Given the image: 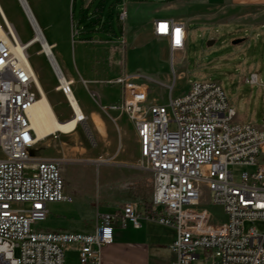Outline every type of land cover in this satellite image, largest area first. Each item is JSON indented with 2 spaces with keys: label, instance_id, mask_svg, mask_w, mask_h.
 <instances>
[{
  "label": "built area",
  "instance_id": "2783aa9c",
  "mask_svg": "<svg viewBox=\"0 0 264 264\" xmlns=\"http://www.w3.org/2000/svg\"><path fill=\"white\" fill-rule=\"evenodd\" d=\"M126 16L123 4L120 19ZM152 25L153 34L166 39L171 57L184 50L183 22L161 17ZM19 42L0 11V264H64L70 244L78 264H101V248L112 242L113 221L140 225L137 205L128 202L116 212L99 214L91 233L34 229L47 218L50 203L65 199V182L60 160L34 153L38 140L30 102H37L41 93L27 61L28 45ZM43 55L50 63L48 54ZM54 75L55 90L69 105L74 82L61 69ZM245 81L259 83L256 73ZM112 83L121 88V103L111 108L121 109L132 122L138 166L152 177L145 217L175 230L169 246L172 264H192L201 252L210 264H264V123L236 120L222 87L213 81L189 82L176 97L171 84L166 103L150 97L148 86L126 73ZM235 166L244 167L237 179ZM204 188L207 201L202 199ZM209 205L218 207L225 220L213 222ZM246 222H260L263 229L245 228Z\"/></svg>",
  "mask_w": 264,
  "mask_h": 264
},
{
  "label": "rangeland",
  "instance_id": "374dc122",
  "mask_svg": "<svg viewBox=\"0 0 264 264\" xmlns=\"http://www.w3.org/2000/svg\"><path fill=\"white\" fill-rule=\"evenodd\" d=\"M27 2L46 41H58L52 48L53 56L58 69L75 77L72 94L79 106L84 112L96 110L100 114V117L93 114L92 118H86L85 125L78 123L72 133L49 135L35 145L36 155L60 160L65 193L72 199L66 204L68 208L52 211L46 221L33 225L34 229L45 231L48 224L56 223L71 232L89 231L94 227L96 209L102 211L106 207L104 171L107 166L104 163H110L113 157L105 153V147L109 151L117 150L119 141L129 153L138 151L130 121L125 117L117 119V129L110 120L117 113L110 112L108 105L119 104L118 87L111 84L116 76L114 69L146 84L150 97L160 103L168 101L171 84L174 85L172 97H176L186 92L189 82H216L235 110L236 120L255 125L264 123V24L259 25L264 23V0ZM123 4L127 12L125 20L120 19ZM0 6L21 42L29 40L34 32L19 1L0 0ZM153 16L186 24L187 43L183 51L171 57L166 39L148 29V21ZM210 38L214 39L213 44L206 45ZM235 38L243 40L233 44ZM27 52L59 120L71 117L66 99L60 91L53 90L54 70L40 45L34 43ZM251 73L257 74L259 83L245 81ZM88 77H95L97 82H89L85 87L86 81L81 78ZM95 91L98 95H91ZM106 120L111 123L112 131L108 126L105 129ZM169 126L174 128L175 124L171 122ZM243 169L242 166L233 168L235 179ZM202 193V199L207 201L205 188ZM209 208L214 213L213 222L225 220L218 207L209 205ZM244 226L263 229L260 222H246ZM64 250L65 264H76L69 245Z\"/></svg>",
  "mask_w": 264,
  "mask_h": 264
},
{
  "label": "crops",
  "instance_id": "0c3cea01",
  "mask_svg": "<svg viewBox=\"0 0 264 264\" xmlns=\"http://www.w3.org/2000/svg\"><path fill=\"white\" fill-rule=\"evenodd\" d=\"M136 3L140 4L141 2ZM152 14L156 15V13ZM154 17L155 16H153L148 21V29L151 32L153 28L152 20L154 19ZM161 17L162 16H160L159 18ZM263 24L264 23H260L259 25L262 27ZM81 42L89 43L90 41L83 40ZM49 43L55 45L58 43V41L54 39ZM179 52L181 51H178L176 53ZM113 71L116 73L115 77H117L121 73H125L123 71L118 70V68L114 69ZM65 76L71 78L73 82L75 81V77L73 75L67 74ZM114 78H112V80ZM81 79H83L84 82L86 81L84 83L85 87H87V84L89 82H97L95 77ZM111 84H115L118 87V99L120 104L121 88L116 83ZM55 86L53 87V90H55ZM119 104L108 105L110 107V112L117 113V115L114 117H111L109 115L110 120L115 124L117 129L119 128V126L115 123L117 119L125 117L130 121L124 111L118 108H111V106H118ZM83 114L84 121L86 118H92L91 116L93 114L99 115L100 117V114L96 110H90L88 112L83 111ZM130 123L132 124L131 121ZM83 124L85 123L83 122ZM103 125L105 129L106 126H108V128L112 131L111 123L109 121L106 120V122H103ZM136 140L138 143V151L135 153H129L125 148H123L121 142L119 141L116 142L117 144H119V148H117V150L109 151L107 147H105V153L112 156L113 161H111L110 163H104V165L107 166V169L104 171L106 179L104 183V191L106 192V197L104 198V200L106 207L102 211L96 209L97 216L94 221V225L99 214L116 212L121 208L124 203L128 202L137 205V211L140 214V225L138 227H135L129 220L121 221L120 219H115L113 221L112 242L103 245L101 248V264H172L174 256L169 246L175 238L174 228L171 226L157 223L156 221L147 219L145 217L147 211L150 208L149 201L152 193V177L149 171L142 169L138 166L137 159H140V149L137 134ZM65 195L67 196V198H65L66 200L50 203L48 205L49 212L47 218L44 221L49 218L52 211H56L57 209L68 208V205L66 204H69L72 198L70 197V194L68 195L65 193ZM93 230L94 227L87 232H71L64 230L59 224L52 223L48 224L46 226V230L41 232L91 233ZM69 248L70 251L75 255L76 264H78L77 251L74 249L75 245L70 244ZM209 258L210 257L207 255V253L201 252L199 258L195 260L192 264H210L211 260Z\"/></svg>",
  "mask_w": 264,
  "mask_h": 264
},
{
  "label": "bare ground",
  "instance_id": "6f19581e",
  "mask_svg": "<svg viewBox=\"0 0 264 264\" xmlns=\"http://www.w3.org/2000/svg\"><path fill=\"white\" fill-rule=\"evenodd\" d=\"M20 2L22 4L21 7H23L24 14L28 16V21L34 32L33 36L26 42H23V44L28 45L27 48H29L34 43H38L41 47V51L45 54H48L49 58L54 61V65L57 70L59 68L57 61L55 60V57L53 55L51 56V54H53L52 44L46 41L42 30L37 22L36 16L33 13L27 0H20ZM0 11L4 16L6 22L8 23L10 29L12 30L18 45H21L19 42L20 38L18 39L19 36L17 37V33H15L12 24L5 16L1 6ZM27 61L29 62L28 59ZM34 77L41 93V96L37 100V102H30L29 117L31 121V126L36 135V139L40 141L42 139H45L49 135H53L54 137H56L58 134H69L75 131L78 127V123H83L84 114L78 102L74 98L73 94L71 92H68L69 105L72 109L73 115L67 119L59 120L35 72ZM65 198H67V196Z\"/></svg>",
  "mask_w": 264,
  "mask_h": 264
},
{
  "label": "water",
  "instance_id": "95a60500",
  "mask_svg": "<svg viewBox=\"0 0 264 264\" xmlns=\"http://www.w3.org/2000/svg\"><path fill=\"white\" fill-rule=\"evenodd\" d=\"M18 1H19V4H21L20 0H18ZM21 6H22V4H21ZM22 9H23V7H22ZM25 16L27 17V20H28L29 19L28 16L27 15H25ZM242 40H243V38H235V39L232 40V43L233 44H237V43H239ZM213 42H214V39L210 38V39L207 40L206 45H212ZM49 61H50V65L53 68V70H56L55 65H54V61L52 59H49Z\"/></svg>",
  "mask_w": 264,
  "mask_h": 264
},
{
  "label": "trees",
  "instance_id": "16d2710c",
  "mask_svg": "<svg viewBox=\"0 0 264 264\" xmlns=\"http://www.w3.org/2000/svg\"><path fill=\"white\" fill-rule=\"evenodd\" d=\"M135 1H146V0H135ZM122 35V34H121Z\"/></svg>",
  "mask_w": 264,
  "mask_h": 264
},
{
  "label": "snow or ice",
  "instance_id": "6c2138e0",
  "mask_svg": "<svg viewBox=\"0 0 264 264\" xmlns=\"http://www.w3.org/2000/svg\"><path fill=\"white\" fill-rule=\"evenodd\" d=\"M177 32H178V30H177ZM178 42V41H177Z\"/></svg>",
  "mask_w": 264,
  "mask_h": 264
}]
</instances>
